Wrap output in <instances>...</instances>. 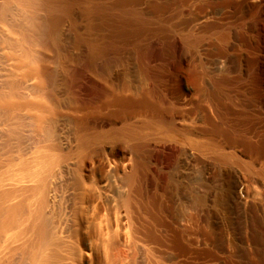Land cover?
Here are the masks:
<instances>
[{
    "label": "rangeland",
    "instance_id": "1",
    "mask_svg": "<svg viewBox=\"0 0 264 264\" xmlns=\"http://www.w3.org/2000/svg\"><path fill=\"white\" fill-rule=\"evenodd\" d=\"M73 1L78 20L66 16L57 27L72 81L59 72L54 47L46 52L60 100L77 109L61 108L56 135L70 128L100 139L95 154L87 149L72 160H86L81 172L89 177L105 174L115 197L107 165L135 150L121 127L155 122L139 148L140 176L153 188L145 197L133 193L142 241L164 264H264V0H99L114 8L96 15L85 12L88 0ZM13 32L0 21L2 86L12 72ZM90 84L102 94L90 97ZM2 117L0 147L16 129L8 138L15 153L30 127Z\"/></svg>",
    "mask_w": 264,
    "mask_h": 264
},
{
    "label": "bare ground",
    "instance_id": "2",
    "mask_svg": "<svg viewBox=\"0 0 264 264\" xmlns=\"http://www.w3.org/2000/svg\"><path fill=\"white\" fill-rule=\"evenodd\" d=\"M72 1L0 0V21L8 23L16 35L15 39L12 36V41L11 38L8 39L9 47L15 53L7 58L13 62L10 64L12 68L9 67L12 72L8 74L9 77L6 75L7 80L4 78L3 86L0 85V116L14 124H24L31 130V137L25 136L28 139H25L28 141L25 147L15 148V153H12L9 146L12 144L9 143V136L16 129L7 134V139L0 147V153H4L0 154V264H164L162 257L155 255V250L140 237L135 202L138 200L135 199L136 194L145 197L149 189L153 188L154 183L140 176L143 164L139 148L146 137L156 132L157 124L150 121H142L140 124L128 122L121 127L122 136L133 143L135 150L128 153L122 161L107 165L106 169L115 176V197L109 193L111 181L105 174L100 179L94 175L89 177L81 172L84 166L82 162L86 160L81 162L78 158L81 164L72 160L74 155L84 157L87 149L91 150V156L98 151L96 147L99 144L96 143L100 138L97 132L93 134L89 129L93 135L74 133L69 128L61 136L56 135L57 114L62 113L61 108H70L73 104L70 105L63 97L60 100L58 91L55 90L58 87L55 82L60 79L55 80L54 73L47 66L51 58L48 57L47 48L54 47L56 52L52 55H55L54 61L60 66L59 72L61 73L60 68H64L63 71L70 79L69 74L73 75L74 72L72 68L70 71V68L62 65V61H66L68 56H61L57 27L66 16H71L75 23L78 20L72 13V8L76 5ZM90 1L84 5L88 15L106 11L111 13L114 8L99 0L87 5ZM13 6L16 8L14 13ZM134 12L139 19L144 16L143 11ZM92 53L94 58L97 52ZM18 71V75L22 74L21 78H17ZM13 72L16 73V78L12 76ZM73 88L76 90L74 85ZM89 88L90 97L102 94L94 85L90 84ZM123 88L130 93L128 86ZM77 97L75 96L79 99L77 104L85 100ZM74 108L77 110L76 106ZM78 120L80 123L82 119ZM74 123H70L73 126L71 128L76 125ZM105 123L108 124L109 120L106 119ZM86 124L84 126L88 125ZM84 126L82 129L87 131ZM104 149L105 145L101 150Z\"/></svg>",
    "mask_w": 264,
    "mask_h": 264
}]
</instances>
